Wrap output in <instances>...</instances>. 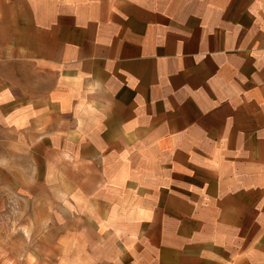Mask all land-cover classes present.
Returning <instances> with one entry per match:
<instances>
[{
    "label": "crops",
    "instance_id": "obj_1",
    "mask_svg": "<svg viewBox=\"0 0 264 264\" xmlns=\"http://www.w3.org/2000/svg\"><path fill=\"white\" fill-rule=\"evenodd\" d=\"M0 131L79 203L65 264H264V0H0Z\"/></svg>",
    "mask_w": 264,
    "mask_h": 264
},
{
    "label": "rangeland",
    "instance_id": "obj_2",
    "mask_svg": "<svg viewBox=\"0 0 264 264\" xmlns=\"http://www.w3.org/2000/svg\"><path fill=\"white\" fill-rule=\"evenodd\" d=\"M23 142L0 131V264H65V240L70 255L81 251L79 203L63 199L46 164L22 152Z\"/></svg>",
    "mask_w": 264,
    "mask_h": 264
}]
</instances>
